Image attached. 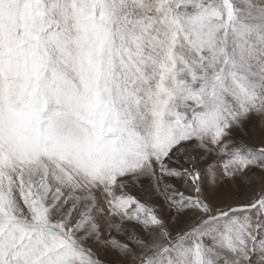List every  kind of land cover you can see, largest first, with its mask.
<instances>
[{
	"label": "snow or ice",
	"instance_id": "6c2138e0",
	"mask_svg": "<svg viewBox=\"0 0 264 264\" xmlns=\"http://www.w3.org/2000/svg\"><path fill=\"white\" fill-rule=\"evenodd\" d=\"M0 264H264V0H0Z\"/></svg>",
	"mask_w": 264,
	"mask_h": 264
}]
</instances>
